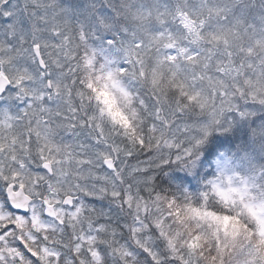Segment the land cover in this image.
<instances>
[{"label": "snow or ice", "instance_id": "obj_1", "mask_svg": "<svg viewBox=\"0 0 264 264\" xmlns=\"http://www.w3.org/2000/svg\"><path fill=\"white\" fill-rule=\"evenodd\" d=\"M0 264H264V0H0Z\"/></svg>", "mask_w": 264, "mask_h": 264}]
</instances>
